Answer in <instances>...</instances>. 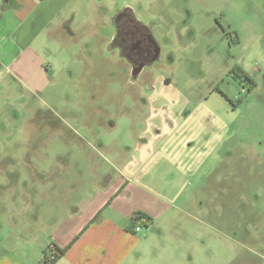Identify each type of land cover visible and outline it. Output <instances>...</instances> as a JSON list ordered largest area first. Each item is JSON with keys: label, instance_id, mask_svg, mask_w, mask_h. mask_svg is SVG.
Wrapping results in <instances>:
<instances>
[{"label": "rangeland", "instance_id": "obj_1", "mask_svg": "<svg viewBox=\"0 0 264 264\" xmlns=\"http://www.w3.org/2000/svg\"><path fill=\"white\" fill-rule=\"evenodd\" d=\"M123 10L159 50L135 83L110 47ZM56 24L64 34L44 76L24 71L35 79L7 76L0 88V264L64 248L93 217L77 231L100 178L122 177L145 144L160 150L145 156L139 185L162 216L147 226L109 211L56 264H91L97 242L126 253L118 264H264V0H75ZM53 163L61 183L32 182ZM78 179L87 189L76 194L67 186ZM63 195L74 215L46 237V219L67 213ZM31 232L37 239L21 242Z\"/></svg>", "mask_w": 264, "mask_h": 264}, {"label": "crops", "instance_id": "obj_2", "mask_svg": "<svg viewBox=\"0 0 264 264\" xmlns=\"http://www.w3.org/2000/svg\"><path fill=\"white\" fill-rule=\"evenodd\" d=\"M73 1L75 0H0V88L7 76H11L13 80L18 81H23L24 79L33 81L35 79V76L32 78L29 75L26 76V74H21L24 71L33 70L34 72L41 73L40 77L44 76V67L46 66L49 70L50 64L49 60L44 58V55L51 54V49L56 46V38H60V35L64 34V26L60 27L56 24L57 18ZM1 92L2 91H0V93ZM159 150L160 147L150 148V146L146 144L138 145L133 151L132 159L127 161L124 165L123 169L125 174L122 173V175H120L122 177L114 179L109 177V179H107L106 176H103L100 178L94 189L95 191H93L99 196V200L93 201L94 210L92 214L79 225L77 231H79L92 216L93 217L75 237L77 239L72 243L70 248L62 257L57 259L54 264L64 258L72 250L90 225L94 222L96 223L99 219H103L107 222L108 219L105 218V215H107L109 211L114 215L113 219L118 223L121 221H133L137 214H139V217H141V215L143 216L142 219L146 221L147 226L158 221L162 216L158 206V196L150 193L139 184L142 181L140 176L144 172L141 169V165L148 161L145 159V156L149 154L154 157L156 156L154 152ZM136 155L139 157L137 162H135ZM140 155H142L143 158H141ZM53 164L54 165H52L50 169V174L49 171H43L37 167L36 174L30 177L32 182H36V184L44 183L51 175L52 178H50V181L61 183V176L55 175V173L58 172L56 171L57 166L55 163ZM86 182L85 179H78L73 182V185L69 184L67 188L74 187L73 190L78 194L87 189ZM48 193L47 188L43 191L41 198L45 196L48 197ZM125 193L127 198L120 199ZM54 194L55 191L53 188L52 195ZM12 195L11 193L10 196ZM64 195L63 208L67 213L58 222L55 221L53 216H51L50 219H46L45 225L40 229V232L46 237L47 234H45V232H47L49 228H51L52 231L57 230L66 220L72 218L74 215V213H71L72 210L66 207L70 199ZM79 196L76 207L85 199L91 198V194L88 191H85ZM128 202H131V204H128ZM38 210L39 206L37 204L34 207L32 206V211ZM47 211L49 212V208H47ZM20 238L22 239L21 242L29 243L35 241L37 235L31 232L30 234L27 233L24 239L23 235ZM73 240L74 238L66 246ZM97 245H99L98 242L94 247L92 246L89 249V254L101 260L99 259L100 261L96 262V258L94 257L91 264H118L119 261L115 262V260L117 261L119 259V254L122 253V259L126 256V253L122 251L121 248H119L118 253H114L109 249ZM49 246H53L58 251L66 247L59 248L53 244ZM49 246H47L46 249ZM46 249L42 252V258L37 264L42 262V259L46 255ZM84 263L87 264L89 262L85 261Z\"/></svg>", "mask_w": 264, "mask_h": 264}, {"label": "flooded vegetation", "instance_id": "obj_3", "mask_svg": "<svg viewBox=\"0 0 264 264\" xmlns=\"http://www.w3.org/2000/svg\"><path fill=\"white\" fill-rule=\"evenodd\" d=\"M112 24L114 33L110 47L128 68L130 82H138L158 60V47L149 30L137 22L129 10L118 12Z\"/></svg>", "mask_w": 264, "mask_h": 264}, {"label": "trees", "instance_id": "obj_4", "mask_svg": "<svg viewBox=\"0 0 264 264\" xmlns=\"http://www.w3.org/2000/svg\"><path fill=\"white\" fill-rule=\"evenodd\" d=\"M109 203V202H108ZM143 217V216H141ZM139 214H137L136 218L134 219L133 222H135L137 219H139ZM77 238H74V240L68 245L66 246L64 249L58 251L55 248V255H54V260H52L50 263L46 260V257L44 256V258L42 259V262L40 264H54L56 262L57 259H59L60 257H62V255L65 254V252L70 248V246L72 245V243L76 240Z\"/></svg>", "mask_w": 264, "mask_h": 264}, {"label": "built area", "instance_id": "obj_5", "mask_svg": "<svg viewBox=\"0 0 264 264\" xmlns=\"http://www.w3.org/2000/svg\"><path fill=\"white\" fill-rule=\"evenodd\" d=\"M136 218V217H135ZM134 218V219H135ZM134 219H133V221H134ZM135 232L137 233V232H140V228H136L135 229ZM50 248H51V253H52V255L54 256L55 255V249H54V247L53 246H50ZM52 260H54V257H52Z\"/></svg>", "mask_w": 264, "mask_h": 264}]
</instances>
